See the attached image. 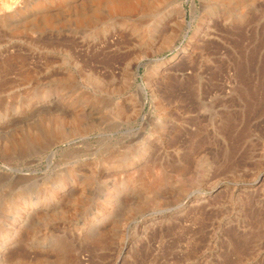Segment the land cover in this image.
Returning <instances> with one entry per match:
<instances>
[{
  "label": "rangeland",
  "instance_id": "374dc122",
  "mask_svg": "<svg viewBox=\"0 0 264 264\" xmlns=\"http://www.w3.org/2000/svg\"><path fill=\"white\" fill-rule=\"evenodd\" d=\"M5 1L0 264H264V0Z\"/></svg>",
  "mask_w": 264,
  "mask_h": 264
},
{
  "label": "bare ground",
  "instance_id": "6f19581e",
  "mask_svg": "<svg viewBox=\"0 0 264 264\" xmlns=\"http://www.w3.org/2000/svg\"><path fill=\"white\" fill-rule=\"evenodd\" d=\"M7 1L8 0L5 1V4H8V3H6ZM16 1L17 0H15V2ZM45 1H47V0H21V2L24 5H31L32 3L33 4L35 3L38 6L44 5ZM221 1L228 2L231 0H221ZM12 2H13V0H12ZM15 2H13L14 5H15ZM165 2H167V3L169 2L170 4L173 2L175 4V7H177L178 9H182V7H183L182 2L180 0H84V1L82 0L81 3L79 2L80 4L78 3L79 5L77 4V6L72 7V8H74V10H77V12H79L78 13L79 15H77L78 19H76V21H78V24L76 23V25H78V26H84L85 25V26L90 27V28H98L100 26V23H101V20L103 19L102 17L104 16V14L105 15L107 14L109 16L121 14V15H123V17L125 16L127 18L130 15L135 14V12H138V11H141V12L142 11H144V12L148 11L149 12V10H151V11L155 10L154 8L156 6H158L159 3H165ZM17 3H19V1ZM167 3H165V4H167ZM10 5H11V3H10ZM10 5H9V7H11ZM12 6H13V4H12ZM38 6H36V8ZM43 7H46V6H43ZM40 8H42V6ZM72 8H70V9L72 10ZM15 10H17V9H15ZM50 11H51V9H50ZM46 12H49V10H47ZM6 14H7V12H6ZM42 16H43L44 21L46 22L45 25H47V27L50 25L52 26L54 24L55 19L53 17L55 15L45 13V14H42ZM127 19H129V18H127Z\"/></svg>",
  "mask_w": 264,
  "mask_h": 264
},
{
  "label": "water",
  "instance_id": "95a60500",
  "mask_svg": "<svg viewBox=\"0 0 264 264\" xmlns=\"http://www.w3.org/2000/svg\"><path fill=\"white\" fill-rule=\"evenodd\" d=\"M188 1V0H187ZM191 24H192V21H188V26L189 27H191ZM187 31H186V35L185 36H187ZM140 87H141V89L144 91V92H146V90H145V87L142 85V84H140Z\"/></svg>",
  "mask_w": 264,
  "mask_h": 264
}]
</instances>
